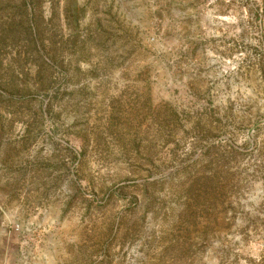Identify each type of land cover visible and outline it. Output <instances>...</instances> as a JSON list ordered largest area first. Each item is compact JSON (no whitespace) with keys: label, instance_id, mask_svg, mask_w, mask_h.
<instances>
[{"label":"rangeland","instance_id":"rangeland-1","mask_svg":"<svg viewBox=\"0 0 264 264\" xmlns=\"http://www.w3.org/2000/svg\"><path fill=\"white\" fill-rule=\"evenodd\" d=\"M0 264H264V0H0Z\"/></svg>","mask_w":264,"mask_h":264}]
</instances>
